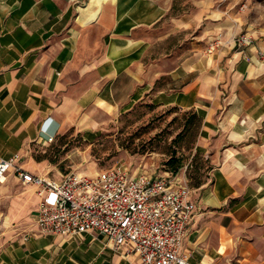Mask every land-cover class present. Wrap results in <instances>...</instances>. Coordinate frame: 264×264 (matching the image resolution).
Wrapping results in <instances>:
<instances>
[{
  "label": "crops",
  "instance_id": "0c3cea01",
  "mask_svg": "<svg viewBox=\"0 0 264 264\" xmlns=\"http://www.w3.org/2000/svg\"><path fill=\"white\" fill-rule=\"evenodd\" d=\"M169 10L166 0H0V158L18 153L44 174L35 144L71 131L91 140L145 99L194 109L211 167L181 251L189 264H264V31L243 46L226 33L208 52L214 33L177 55ZM40 199L14 168L0 181V264H141L97 230L42 232Z\"/></svg>",
  "mask_w": 264,
  "mask_h": 264
},
{
  "label": "rangeland",
  "instance_id": "374dc122",
  "mask_svg": "<svg viewBox=\"0 0 264 264\" xmlns=\"http://www.w3.org/2000/svg\"><path fill=\"white\" fill-rule=\"evenodd\" d=\"M166 1L170 7L166 45L175 48L177 55L189 46L206 43L214 33L222 38L226 33L234 36L264 31V0ZM199 128V120L191 117L189 110L145 99L106 117L91 140L71 131L56 145L35 144L33 154L37 160L50 163L43 167L44 174L58 179L71 170L93 174L120 163L133 170L164 174L170 172L167 161L173 159L174 164L182 161L175 173L190 185L195 166L202 180L207 181L210 170L208 157L196 146Z\"/></svg>",
  "mask_w": 264,
  "mask_h": 264
},
{
  "label": "built area",
  "instance_id": "2783aa9c",
  "mask_svg": "<svg viewBox=\"0 0 264 264\" xmlns=\"http://www.w3.org/2000/svg\"><path fill=\"white\" fill-rule=\"evenodd\" d=\"M219 36L209 43L208 52L220 44ZM231 39L243 46L252 36L243 33ZM20 158L18 153L0 158V181L14 168L24 182L38 188L37 223L42 232L76 235L97 230L115 247L129 245L141 264H189L181 248L196 203L195 188L184 178L120 163L93 174L71 170L58 179L27 170L18 164Z\"/></svg>",
  "mask_w": 264,
  "mask_h": 264
},
{
  "label": "trees",
  "instance_id": "16d2710c",
  "mask_svg": "<svg viewBox=\"0 0 264 264\" xmlns=\"http://www.w3.org/2000/svg\"><path fill=\"white\" fill-rule=\"evenodd\" d=\"M153 103V102H152ZM155 104V103H154ZM173 106H175V107H178L177 105H173ZM187 110H189L190 111V115H191V117H196L198 120H199V123L201 124V117L198 115V113L196 112V110H194V109H187ZM64 135H62V136H60V138H59V140H61L62 139V137H63ZM58 140V141H59ZM57 143H55V145H56ZM52 145H54V144H52ZM199 150V149H198ZM200 151V150H199ZM172 158V157H171ZM172 160L173 159H169L167 162H168V167H169V169H170V172L171 173H175L176 171H177V169H178V167L180 166V165H182V161H178V163H176V164H174V162L172 163ZM174 165H175V167H174ZM211 166H210V164H209V167H207V169L208 168H210ZM199 169H198V166H195V169H193V171H192V173L190 174V186L191 187H193V188H195V187H198V186H200L201 184H203L204 182H206V180H202L201 178H200V176H199V171H198ZM207 178H208V175H207Z\"/></svg>",
  "mask_w": 264,
  "mask_h": 264
}]
</instances>
